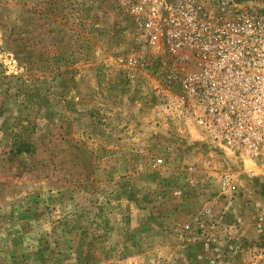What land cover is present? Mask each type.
I'll use <instances>...</instances> for the list:
<instances>
[{"label": "rangeland", "instance_id": "obj_1", "mask_svg": "<svg viewBox=\"0 0 264 264\" xmlns=\"http://www.w3.org/2000/svg\"><path fill=\"white\" fill-rule=\"evenodd\" d=\"M222 1L0 0V264H264V177L177 119L145 25Z\"/></svg>", "mask_w": 264, "mask_h": 264}, {"label": "built area", "instance_id": "obj_2", "mask_svg": "<svg viewBox=\"0 0 264 264\" xmlns=\"http://www.w3.org/2000/svg\"><path fill=\"white\" fill-rule=\"evenodd\" d=\"M250 3L177 4L145 25L152 42L191 59L167 102L177 119L233 166L264 177V6Z\"/></svg>", "mask_w": 264, "mask_h": 264}, {"label": "trees", "instance_id": "obj_3", "mask_svg": "<svg viewBox=\"0 0 264 264\" xmlns=\"http://www.w3.org/2000/svg\"><path fill=\"white\" fill-rule=\"evenodd\" d=\"M12 148V153L14 155H19L21 153H30L32 150V145L28 141L19 140L18 142H13Z\"/></svg>", "mask_w": 264, "mask_h": 264}]
</instances>
